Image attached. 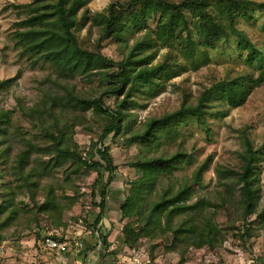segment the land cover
I'll return each instance as SVG.
<instances>
[{
    "label": "trees",
    "instance_id": "16d2710c",
    "mask_svg": "<svg viewBox=\"0 0 264 264\" xmlns=\"http://www.w3.org/2000/svg\"><path fill=\"white\" fill-rule=\"evenodd\" d=\"M94 1L32 0L16 23L22 52L58 77L56 91L41 90L32 104L15 98L12 107L2 94L16 79L0 81V247L18 246L25 234L36 243L74 242L81 224L107 249L102 223L120 170L111 152L136 145L119 206L129 252L148 264H169L172 256L187 264L202 251L247 250L264 232V146L250 128H230L231 152L214 168L211 196L199 193L212 156L191 176L175 173L194 162L187 131L199 125L210 137L211 121L229 128L230 112L263 85L264 45L244 24L264 15V3L111 0L93 11ZM219 44L231 45L243 63L213 67ZM112 46L118 59L104 54ZM204 70L197 87L182 78ZM220 236L232 248L215 245Z\"/></svg>",
    "mask_w": 264,
    "mask_h": 264
},
{
    "label": "rangeland",
    "instance_id": "374dc122",
    "mask_svg": "<svg viewBox=\"0 0 264 264\" xmlns=\"http://www.w3.org/2000/svg\"><path fill=\"white\" fill-rule=\"evenodd\" d=\"M31 1L0 0V81L16 79L13 85L2 94V96H5L8 107L15 105V98H21L27 103L32 104L39 97L41 90L49 89L56 91L53 82L57 80L58 75L55 73L53 67L42 61L35 62L36 59L30 58L27 53L22 52V48L14 38L16 23L20 18L23 19L26 16L23 6L30 4ZM110 1L95 0L91 4V8L93 11H102ZM254 1L264 3V0ZM253 16L256 17L255 21L251 24H244V29L254 43L261 41L262 45H264V33L261 32L264 15L261 12H256ZM232 48L231 45L219 44L213 52L212 66L221 70L224 66L230 65L231 62L237 66L241 65L243 62L238 56L234 55L236 52ZM104 54L108 58L118 59L115 46L106 47ZM228 58L231 60L228 61ZM204 72L205 70L198 73H188L182 78L185 79L189 76V84L197 87V84L203 80ZM175 81L178 82L180 80L175 79ZM80 83L81 85L83 84L82 82ZM79 88L82 91L88 90L84 86ZM161 98L156 101H161ZM225 122L229 128L220 121H211L212 132L210 137L205 135L203 128L199 125H195L193 130L187 131L188 146L189 150L193 151L194 162L192 165L185 166L182 170L177 171L175 173L176 178H181L185 175L191 176L193 170L208 156L213 157L212 164L204 176L206 188L199 193V197L211 196L215 187H217V175L214 168L216 164L221 162L225 155L231 152V129L240 130L249 127L256 144L258 146H264V83L249 97L245 106L231 111L230 115L225 119ZM83 142H86V140L83 139ZM108 144L109 142L107 141ZM136 149L137 146L133 145L128 150L112 149L111 152L115 164L120 166V170L116 172L115 179L110 186L109 198L112 200L108 201L106 207L107 211L112 215V220H114L113 230L115 229L116 231L112 230L113 233H111V236L115 238H119L116 227L117 224H121V215L118 213V207L122 202V193L124 191L123 177L132 173L130 168L126 166V163L136 153ZM73 213L72 210H68L65 213L64 222L59 231L64 232L66 230L65 223ZM82 228L81 224L77 227L80 233L85 234L86 230ZM91 233L93 234V232ZM70 236L74 235L72 234ZM71 239L73 240V238ZM65 242L72 243V241ZM215 245H222L221 248L225 246L232 248L230 243L221 236ZM1 248L3 250L2 261L4 264H38L37 258L43 254V252L40 253V251H43L41 245L26 234L20 240L18 246H10L4 242ZM215 252L217 253L213 254L202 251L192 254L191 260L187 264H247V262L264 258V232L261 231L258 238L249 240L247 250L235 248L234 254L232 255H227L223 250ZM219 253H221V256H219ZM168 261L169 264H176L177 258L172 256ZM157 264L162 263L158 262Z\"/></svg>",
    "mask_w": 264,
    "mask_h": 264
},
{
    "label": "crops",
    "instance_id": "0c3cea01",
    "mask_svg": "<svg viewBox=\"0 0 264 264\" xmlns=\"http://www.w3.org/2000/svg\"><path fill=\"white\" fill-rule=\"evenodd\" d=\"M109 200L111 201L112 199L109 198ZM113 221L111 213L106 209L101 233L108 236L109 247L107 249L99 250L100 247L97 246V233L92 234L91 232L86 231L85 234H82L80 231H77V233L74 234L72 237L74 242L70 244L69 255L77 264H131L132 255L123 246L122 237L119 234L121 224H117L116 227L119 238L116 237L117 240H115L116 238L111 236L114 228ZM78 243L82 244L83 247L81 249L78 247ZM42 252L43 254L37 258L38 264H55L54 253L44 249L43 251H40V253Z\"/></svg>",
    "mask_w": 264,
    "mask_h": 264
},
{
    "label": "built area",
    "instance_id": "2783aa9c",
    "mask_svg": "<svg viewBox=\"0 0 264 264\" xmlns=\"http://www.w3.org/2000/svg\"><path fill=\"white\" fill-rule=\"evenodd\" d=\"M42 249L52 252L55 255V264H77L73 258L69 255L70 243L62 241H54L50 238L45 239L44 241L39 242ZM97 246H101V242L98 240ZM78 247L81 249L83 246L81 243H78ZM132 255L131 264H148V261L145 257L137 256L134 251H131ZM3 250L0 247V264H3L2 261ZM252 262H247L251 264Z\"/></svg>",
    "mask_w": 264,
    "mask_h": 264
}]
</instances>
